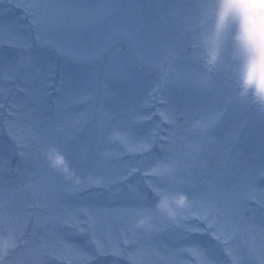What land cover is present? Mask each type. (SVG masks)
Masks as SVG:
<instances>
[{"label":"rangeland","instance_id":"rangeland-1","mask_svg":"<svg viewBox=\"0 0 264 264\" xmlns=\"http://www.w3.org/2000/svg\"><path fill=\"white\" fill-rule=\"evenodd\" d=\"M209 13L206 0H0L8 264H264V112L230 100L226 74L203 66L194 36L207 38ZM194 121L207 127L190 132ZM117 137L152 147L130 152ZM188 143L204 145L193 169L145 174ZM57 153L106 183L72 188ZM156 190L206 198L215 224H167ZM142 208L163 230H132Z\"/></svg>","mask_w":264,"mask_h":264},{"label":"clouds","instance_id":"clouds-1","mask_svg":"<svg viewBox=\"0 0 264 264\" xmlns=\"http://www.w3.org/2000/svg\"><path fill=\"white\" fill-rule=\"evenodd\" d=\"M206 2L210 6V13L203 21L207 38L199 32L194 36V47L200 51L203 66L209 72L219 68L226 74L231 87L230 100H250L257 110L264 112V0ZM199 127L200 122L194 121L189 125V131L195 132ZM121 141L130 152H136V145L141 143L131 144L122 139ZM101 155L107 157L110 153L104 152ZM51 164L70 182L72 188L85 182L91 186L106 183L99 177L88 175L81 178L69 172L63 157L58 153L52 158ZM62 165L63 167H60ZM155 166H158L157 162L151 165L146 173ZM166 177L173 179L175 176L169 174ZM156 195L154 208L167 224L180 227L187 221L199 219L195 200L187 194L156 190ZM164 226V223L156 222L150 210L146 208L139 209L134 214L133 231L153 233L163 230ZM5 255V252H0V264H8Z\"/></svg>","mask_w":264,"mask_h":264},{"label":"snow or ice","instance_id":"snow-or-ice-1","mask_svg":"<svg viewBox=\"0 0 264 264\" xmlns=\"http://www.w3.org/2000/svg\"><path fill=\"white\" fill-rule=\"evenodd\" d=\"M87 125V118L81 114L74 122L69 126L68 134L76 135L79 131ZM201 128L207 127L205 124L200 125ZM123 140V138H121ZM151 145L148 142H141L136 145L135 150L139 152L149 151ZM204 145L202 143H188L185 145L183 151L176 157L170 160L157 161L158 166L151 168L145 174H151L155 176L166 177L171 174L175 176L178 173L193 169L199 161L200 153L203 151ZM254 191V189H250ZM195 204L198 208V218L204 220L208 227H213L215 224L214 219H209L211 215L212 206L211 203L204 197H197ZM5 207L4 199L0 197V220L3 219V209ZM118 214L123 216L127 214V210H118ZM2 252V251H0ZM19 264V262H14Z\"/></svg>","mask_w":264,"mask_h":264}]
</instances>
